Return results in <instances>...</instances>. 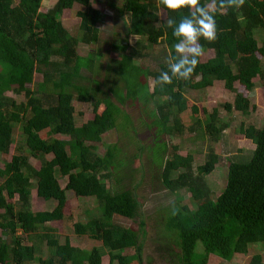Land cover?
Returning a JSON list of instances; mask_svg holds the SVG:
<instances>
[{"label": "trees", "instance_id": "obj_1", "mask_svg": "<svg viewBox=\"0 0 264 264\" xmlns=\"http://www.w3.org/2000/svg\"><path fill=\"white\" fill-rule=\"evenodd\" d=\"M208 3L209 0H201V4ZM43 4L46 6V0H0V153L10 154L17 126L25 140V145L15 148L5 168L0 169L3 179L0 229L4 236L0 238V264L35 262V242L45 243L49 249V255L39 259V264H102L96 249L92 255L87 254L69 241L61 244L47 230L39 234L46 223L65 219L67 191L79 198H96L101 213V218L91 219L87 224L76 223L75 233L101 241L109 250L111 264H130L131 259L140 264L147 224L135 189L112 192L102 182V178L111 176L105 172L112 166L125 174L126 162L117 159L118 150L114 147L105 156H99L91 145L100 143L106 133L116 128L120 108L111 98L98 99L88 86L76 83L85 67L90 72L101 71L100 61H84L79 46L98 41V25L103 15L89 0H57L47 11H42ZM75 4L85 7L77 12L80 37H75L62 20ZM107 5L116 8L112 1ZM160 6L164 8L159 0H124L121 13L130 16L127 38L136 36L146 38L151 44L163 43L171 55H176L173 45L177 39L173 29L161 22ZM164 9L167 18L177 20L188 13L187 9L180 13ZM216 21V41L209 43L203 38L200 41L204 52L210 51L212 56L205 62L199 60L187 81L173 79L171 84L162 86L157 81L161 71L167 70V64H160L157 71L139 68L135 61L145 57L141 50L133 48L126 54L127 46L118 48L124 52L115 64L120 81L130 82L127 74L130 70L141 72L147 79L151 76L155 87L153 91L146 89L148 97L163 98L166 102L158 107L159 118L154 122L160 128L157 141L163 133L171 132V128L182 131L176 117L171 127L167 124L171 109L175 108L178 115L187 111L184 95L187 89L200 90L220 81L226 90L235 93L233 103L223 104V109L243 115L250 108L246 95L255 87L254 79L262 82L264 93V0H245L239 9L221 10ZM95 55L90 53L88 58ZM37 76L43 81L34 90L31 86ZM235 83L241 86L239 90ZM130 87V84L125 86L127 90L121 99L125 102L132 97V102H137L138 92ZM9 93L23 96V101L17 102ZM75 97L94 104V118L81 127L76 125ZM191 112L196 114L197 107L192 106ZM217 114L214 109L205 126L214 140L225 129L216 127ZM239 130L253 143L254 150L245 161L228 162L226 184L218 195L204 180L214 171L218 155L210 150L194 173L192 155L181 156L177 147H171V158L165 161L162 172L163 182L171 191L186 188L189 200L195 205L194 209L188 204L174 205L166 218L163 235L171 236L172 240L165 250L177 264H207L210 255L230 262L235 255H246L250 246L264 250V118L259 128L241 125ZM59 135L69 139H61ZM49 155L53 157L48 159ZM31 158L39 160V167L32 165ZM180 169L183 171L171 179V173ZM58 175L68 177L65 188L61 187ZM34 185L39 197L57 202L54 210L37 213L30 210ZM11 199L17 201L13 204ZM114 217L138 221L139 229L116 225L112 222ZM19 230L22 235H18ZM33 237L36 240L32 244ZM198 245L201 252H197ZM130 249L135 250V258L124 254ZM247 264H264L262 254L255 253Z\"/></svg>", "mask_w": 264, "mask_h": 264}, {"label": "rangeland", "instance_id": "obj_2", "mask_svg": "<svg viewBox=\"0 0 264 264\" xmlns=\"http://www.w3.org/2000/svg\"><path fill=\"white\" fill-rule=\"evenodd\" d=\"M56 1L46 0V6L43 4L42 11L52 8ZM89 1L95 9L101 11L103 21L98 25V41L90 45L81 43L79 54L84 57L85 62L93 61L98 63L100 61L102 68L100 72L91 71L93 72L91 73L88 71L89 68L85 67L76 83L88 86L97 95L98 99L111 98L116 106L120 108L121 115L117 117L116 128L106 133L100 143H92L91 145L96 147L95 153L99 156H105L108 150L114 147L118 150L117 159L126 162V165H124L125 174L121 172L122 170H117L112 166L105 172V174H110L111 176L102 178V182L112 192L117 189H135L147 224V235L143 239L142 263L140 264H170V256L165 248L167 244L171 243L172 238L171 236L165 237L163 235L166 218L174 205L188 204L192 209L195 208V205L189 200L190 193L186 188L171 191L163 182L162 172L165 161L171 158V147H177V153L181 156L192 155L194 173H196V168L204 163L210 150L218 155L219 158L214 171L204 177L207 187L215 195H218L226 184L228 162L245 161L254 150L253 143L244 138L239 128L241 125L244 127L249 125L257 128L261 127L264 118L262 82L258 78L254 79L255 87L246 95L250 108L245 115L235 110L228 112L223 109V104L233 103L235 93L226 90L220 81L214 82L211 87L200 90L187 89L184 92L187 99V111L178 115L175 108L171 109L170 122L167 124V126L171 127L173 125L172 120L176 117L183 126L182 131L177 132L174 128H171V132L163 133L162 138L157 141L156 138L160 128H158V123L154 125V122L159 118L158 107L165 105L166 102L163 98L148 97L146 89L150 88L149 90L153 91L155 87L153 77L150 76L147 79L141 72L136 74V72L130 70L127 73L130 82H121L118 71L117 73L115 71V68H118L115 64L122 53H124L118 48L127 46L126 54H130L135 48L141 50L145 56L144 58L136 59V66L149 69L150 71H157L160 64H167L166 61L170 51L163 43L151 44L146 38L141 39L136 36L127 38L130 16L128 13H121L124 0ZM111 1L115 3L116 8L107 5ZM84 10V6L75 4L71 11L67 10L62 16L63 22L75 37H80L82 33L79 29L80 19L77 17V12ZM159 17L161 22H165L167 18V12L162 6L159 9ZM113 44L116 45V49L113 48ZM90 53H97V55L88 58ZM211 56L212 52H204L200 57V61L205 62ZM262 63L264 66V59ZM109 68H111L110 72ZM39 81L42 82L43 80L37 76L35 84L31 86L34 90L37 89ZM127 84H130L131 87L133 86L132 88H135L138 92L139 100L137 102H132V97L131 100L125 102L121 99V96L126 93L127 89L125 86ZM234 87L239 90L241 86L235 83ZM9 96L16 99L17 102L23 101V96H17L13 93H9ZM73 106L78 127L83 126L94 118L93 102L84 103L75 97ZM192 106L197 107L196 114L191 112ZM253 106L255 107L253 108ZM214 109L218 113L215 121L216 127L224 126L225 128L215 140L205 131V126L209 123L210 115ZM21 133L20 126H17L14 130L15 145L10 154L0 153V169L5 168L15 148L25 145V140ZM58 137L69 139L67 136L59 135ZM158 153H160L159 156ZM52 157V155H49L47 158L51 159ZM30 162L36 167L40 165L39 160L34 158H31ZM116 163L118 164L117 161ZM182 171L180 169L172 172L171 179L176 178L177 174ZM125 175L126 177L123 178ZM58 178L61 187L65 188L68 183V177L58 175ZM2 181L3 179L0 177V183ZM67 198V205L64 209L65 219L46 223V227L42 231L39 230V234L45 233L47 230L46 233L54 235L61 244L69 241L72 246L87 252V254L90 253L92 255L96 249L101 254L102 264H111L109 250L103 246L101 241L92 240L87 236L75 233L74 225L76 223L87 224L91 219L101 218L96 198H79L72 191H67ZM9 201L14 204L17 200L11 199ZM56 206L57 202L45 201L39 197L36 185H34L30 198V210L32 212L52 211ZM112 222L122 227L139 229V223L135 220L114 217ZM22 234L23 232L19 230L18 235ZM0 238H4L1 229ZM30 240H32L33 244L36 238L34 240L33 237ZM35 245L37 247L36 261L31 264H39V259L46 258L49 255V249L45 243L35 242ZM201 251L202 248L198 245L197 252ZM255 253L262 254L264 261V250L258 246H250L246 255H235L230 262H226L215 255H210L207 264H247L250 257ZM124 254L135 258V250L133 249L127 250ZM131 260L130 264H139L136 259ZM112 264H118V262Z\"/></svg>", "mask_w": 264, "mask_h": 264}, {"label": "clouds", "instance_id": "obj_3", "mask_svg": "<svg viewBox=\"0 0 264 264\" xmlns=\"http://www.w3.org/2000/svg\"><path fill=\"white\" fill-rule=\"evenodd\" d=\"M159 3L171 12L188 10L179 20L174 17L165 20L177 42L173 45L176 55L168 56V68L158 77L157 82L163 86L171 84L173 79L187 81L191 78L205 51L201 39L209 43L217 39V13L228 8L239 9L245 0H209L208 4H201V0H159Z\"/></svg>", "mask_w": 264, "mask_h": 264}, {"label": "flooded vegetation", "instance_id": "obj_4", "mask_svg": "<svg viewBox=\"0 0 264 264\" xmlns=\"http://www.w3.org/2000/svg\"><path fill=\"white\" fill-rule=\"evenodd\" d=\"M162 258H164V257H162ZM166 259H167V258H166ZM166 259H165V260H166ZM160 260H161V259H160ZM169 260H171V263H172V264H177L176 261H175V258H174V257H173V259H172V258H169ZM171 263H170V264H171Z\"/></svg>", "mask_w": 264, "mask_h": 264}, {"label": "crops", "instance_id": "obj_5", "mask_svg": "<svg viewBox=\"0 0 264 264\" xmlns=\"http://www.w3.org/2000/svg\"><path fill=\"white\" fill-rule=\"evenodd\" d=\"M83 70H84V69H83ZM83 70H82V71H83ZM82 71H81V72H82ZM80 74H81V73H80Z\"/></svg>", "mask_w": 264, "mask_h": 264}]
</instances>
